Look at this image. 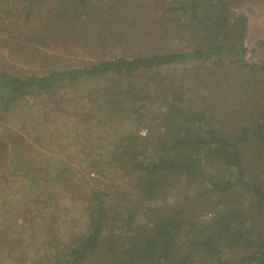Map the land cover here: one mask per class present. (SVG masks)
Wrapping results in <instances>:
<instances>
[{"label": "trees", "instance_id": "16d2710c", "mask_svg": "<svg viewBox=\"0 0 264 264\" xmlns=\"http://www.w3.org/2000/svg\"><path fill=\"white\" fill-rule=\"evenodd\" d=\"M37 1L24 0L26 16ZM122 2L131 27L139 37L144 36L147 16L142 15L141 6L129 0ZM230 2L164 1L167 30L161 36L168 31L171 37L192 43L185 48L108 57L85 66L59 67L38 74L20 75L0 69V121H5L14 105L25 98L64 90L82 81L97 89L108 81L94 117L106 127L103 144L98 143L102 150L91 146L95 136L79 137L77 150H86L87 156L97 152L91 165L99 166L96 170L100 173L115 175L147 206L158 194L167 192L176 175L193 178L197 195L202 197H233L209 221H194L186 209L176 207L140 220L137 212L126 205L121 209V222L127 238L118 242L108 234L111 198L100 182L102 186H93L88 193L82 235L65 254L52 252L49 264H264V179L250 171L242 147L253 145L254 159L264 167V92L258 103L250 102L257 84L264 91V60L256 66L258 79L244 75L234 78L238 80L235 89L244 93V104L232 122L220 118L208 104L217 95L218 76L201 73L188 86L192 87L190 97H194L191 104L187 92L170 97L162 91V70L169 67L219 62L247 66L242 43L246 17L232 14ZM58 14L62 18L73 14L91 19L92 2L61 0ZM248 71H252L250 67ZM218 114L224 117L222 112ZM142 126L147 128L145 135L139 133ZM3 145L0 140V153ZM183 234L186 238L179 248L176 243ZM224 247H240L246 252L231 261L223 256Z\"/></svg>", "mask_w": 264, "mask_h": 264}, {"label": "rangeland", "instance_id": "374dc122", "mask_svg": "<svg viewBox=\"0 0 264 264\" xmlns=\"http://www.w3.org/2000/svg\"><path fill=\"white\" fill-rule=\"evenodd\" d=\"M129 1L141 6L142 15L147 16L144 36L139 37L131 27L122 0H91V19L73 14L58 17L61 0H39L28 16L24 0H0V69L20 75L38 74L59 67L85 66L108 57L181 49L192 44L178 36L171 37L168 31L165 37L161 36L167 30L163 22L166 0ZM230 11L246 17L242 43L247 66L219 62L180 64L162 70V91L170 97L187 92L190 104L194 97H190L192 87L188 86L201 73L218 76L214 81L217 95L208 104L226 122L234 121L244 104V93L235 89L238 80L234 78L244 75L258 79L260 71L256 66L264 60V0H231ZM249 67L252 71H248ZM106 82L95 89L88 81H82L64 90L25 98L14 105L5 121H0V140L4 142L0 153V264H49L52 252L65 254L86 227L84 208L88 193L100 182L111 198L108 234L118 242L127 238L121 222V209L126 205L137 212L140 220L176 207L186 209L194 221H209L232 200L231 194L197 195L193 178L176 175L167 192L158 194L147 206L115 175L100 173L99 166L93 167L97 152L91 151L87 156L86 150L78 151L77 146L79 137L95 136L91 146L102 150L98 143L103 144L101 137L106 127L94 117L98 113L95 107H100L103 99L101 91L108 88ZM263 92L257 84L250 96L251 104H256V100L258 103ZM139 133L147 134V128L140 127ZM242 147L250 171L264 179V167L254 159V146L246 143ZM185 238L183 234L176 246L181 248ZM222 252L225 259L232 261L246 251L224 247Z\"/></svg>", "mask_w": 264, "mask_h": 264}]
</instances>
